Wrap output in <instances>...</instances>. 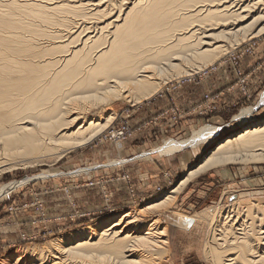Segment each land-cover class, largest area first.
<instances>
[{
    "label": "bare ground",
    "instance_id": "1",
    "mask_svg": "<svg viewBox=\"0 0 264 264\" xmlns=\"http://www.w3.org/2000/svg\"><path fill=\"white\" fill-rule=\"evenodd\" d=\"M261 22L264 0H0V174L41 162L49 151L62 155L86 145L116 118L93 112L98 106L153 97L172 73L191 76L225 55L223 39L260 34ZM251 112L237 120H249ZM217 134L203 127L155 152L207 145ZM240 161L264 162V119L228 133L172 190L135 215L18 249L1 264H162L170 249L168 227L159 218L145 223V215L168 208L193 176ZM233 207L201 214L212 229L210 251H217L210 260L264 264V204Z\"/></svg>",
    "mask_w": 264,
    "mask_h": 264
},
{
    "label": "rangeland",
    "instance_id": "2",
    "mask_svg": "<svg viewBox=\"0 0 264 264\" xmlns=\"http://www.w3.org/2000/svg\"><path fill=\"white\" fill-rule=\"evenodd\" d=\"M70 20L81 22L75 17ZM238 38L239 42L235 38L234 41L223 39L222 44L230 51L198 73L181 75L177 79L174 77L177 73L170 74L173 78L147 100L134 105L114 100L98 106L93 112L98 111L103 116L114 113L116 118L86 145L62 155L49 151L44 155V162H25L23 166H14L1 173L0 190L9 184L21 181L22 184L0 192V264L18 249L44 247L57 237L95 225L103 219H115L126 212L135 215L140 208L172 190L228 133L247 123L262 121L264 107L253 115L254 108L250 107L254 105L248 102V85L251 74L262 66L263 54L260 55L258 48L264 44V30L254 38L249 39V34L244 41L241 36ZM246 59L251 61L249 74L242 71ZM223 60L227 61L219 69L205 72ZM195 64L186 68L194 69ZM197 64L196 67L201 62ZM220 72L230 79L233 77L234 82L221 93L210 92L215 79L224 78ZM243 78L245 81L241 83ZM202 93L203 99L199 102ZM227 96L234 100L227 112L235 122H227L226 125H230L226 128L208 124L210 116L225 114L219 103ZM206 97L216 111L200 114L206 106ZM247 109L252 110L249 120H237ZM190 122L193 127L182 129ZM207 126L218 129L209 144L190 146L187 148L191 150L176 155L155 152L163 142L186 140L194 131ZM177 127L184 131L179 130L178 134L174 129L170 132ZM119 131L123 136L110 137ZM181 154L185 156L181 157ZM24 161L28 160L25 158ZM253 203L264 204V162L240 161L212 167L193 176L168 208L149 212L144 222L159 218L158 223L168 227L170 249L162 264H213L211 260L216 249L211 253L209 248V231L212 229L201 214L216 215L220 209L230 210L233 205L244 207ZM174 217L183 222L177 224Z\"/></svg>",
    "mask_w": 264,
    "mask_h": 264
},
{
    "label": "crops",
    "instance_id": "3",
    "mask_svg": "<svg viewBox=\"0 0 264 264\" xmlns=\"http://www.w3.org/2000/svg\"><path fill=\"white\" fill-rule=\"evenodd\" d=\"M258 50H259L261 56L263 54V56H262L263 57L262 58V66H260V68L257 70L256 73L251 74L250 77H252V78L250 79V84L248 85V90H249V93H250L249 94L250 98L248 99V102L250 104L254 105L253 107H250V108H254L253 115H254V113L256 115V111L260 110V109H262L264 107V104H261V99H262V96L264 94V44L259 45ZM250 63H251V61L246 59L243 62V64H242V71L244 73H246V74H249L251 72V70H252V67H251ZM221 72H224V70L221 71ZM221 72L219 73V75L223 76L224 78L223 79L222 78L215 79L216 81L213 82L214 86L211 88L210 92H216L217 91L218 93H221V90L224 87H226L227 85H230V84H232L234 82V78L233 77L230 79V78L224 76ZM217 76H218V74H217ZM211 79H214V77L211 78ZM218 81H219V83H218ZM203 95L204 94L202 93L200 97L198 96L199 97L198 98L199 102L202 101ZM233 101L234 100H231L230 97H228V96L225 97L224 100H222L219 103V106L222 107V110L224 111L225 114H222L219 117L218 116L217 117L210 116L209 119L207 120V123L211 124L214 127L216 126V127L222 128V126H224V128H226V126H229L232 122H235L233 120L234 117L233 118L231 116L228 117L229 113L227 112L228 111V106ZM227 122L230 123V124L226 125ZM191 127H193V125L190 122L189 124H186L185 126H182V129H185V128L187 129V128H191ZM174 129H175V131L178 134H179V130H182V129L177 127V128H173L170 132H174ZM182 131H184V130H182ZM187 150H191V148L184 149V150H182L180 152H177V153H175L173 155H176L178 153H182L183 151H187ZM183 156H185V154H183L181 157H183ZM187 156H188V154H186V157Z\"/></svg>",
    "mask_w": 264,
    "mask_h": 264
},
{
    "label": "built area",
    "instance_id": "4",
    "mask_svg": "<svg viewBox=\"0 0 264 264\" xmlns=\"http://www.w3.org/2000/svg\"><path fill=\"white\" fill-rule=\"evenodd\" d=\"M236 58H234V60H233V62H234V65L235 66H237V60H235ZM227 60H223V61H219L218 63H216L214 66H212L211 68H207V70L205 71V72H207V71H216L217 69H219L225 62H226ZM228 61L230 62L231 60L230 59H228ZM238 73H240L239 71H238ZM244 78L241 80V83H244ZM212 102V101H211ZM210 101H209V98L208 97H206V101H205V103H206V106H205V108H204V110H202L201 111V113L200 114H205V113H213L214 111H216V108L215 107H213L210 103H211ZM120 136H123V132H114V134H111L110 135V137H112V138H119ZM10 210V209H9Z\"/></svg>",
    "mask_w": 264,
    "mask_h": 264
}]
</instances>
